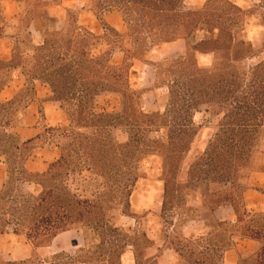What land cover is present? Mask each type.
<instances>
[{"label":"trees","instance_id":"16d2710c","mask_svg":"<svg viewBox=\"0 0 264 264\" xmlns=\"http://www.w3.org/2000/svg\"><path fill=\"white\" fill-rule=\"evenodd\" d=\"M5 1L0 0V39L8 28L17 38L11 59H0V76L21 70L27 84L10 101L0 100V159L6 170L0 242L12 232L33 254L22 261L0 256V264L72 259L64 251L47 260L38 256L69 231L83 233V246L74 243L75 255L86 260L80 264H123L129 248L135 264H159L166 250L176 254L178 264H226V254L239 242L254 246L238 253L237 264H264V212L251 210L246 196L252 175L264 174V35L260 49L249 39L255 14L264 27V5L244 9L230 0H205L199 8L188 0H92L91 10L104 28L103 35H95L79 27L72 10L63 21L51 15L50 8L63 0H12L19 11L13 23L5 17ZM114 13L123 32L106 21ZM127 40L133 43L129 51L122 49ZM178 41L186 43L184 56L148 60L153 49ZM117 49L127 56L122 66L112 62ZM201 56L212 60L201 64ZM136 63L151 67L153 89L133 88ZM37 83L49 87L67 123L47 125L39 105L41 133L24 141L13 131L26 128L28 109L38 100ZM8 84L0 80V95ZM150 91L164 92L163 111L145 110ZM107 96L114 102L101 105ZM203 112L213 120V134L202 154L191 155L203 129L195 117ZM118 131L127 134L126 142L116 138ZM49 145L59 149V158L45 173L30 172L29 159ZM152 157L162 160L164 182L162 246L153 257L149 250L155 241L131 205L137 184L148 176L144 162ZM28 184L41 192H29ZM222 210H233L236 221L220 220ZM117 216L135 219L138 230L130 235ZM191 222L203 223L206 231L188 237Z\"/></svg>","mask_w":264,"mask_h":264},{"label":"rangeland","instance_id":"374dc122","mask_svg":"<svg viewBox=\"0 0 264 264\" xmlns=\"http://www.w3.org/2000/svg\"><path fill=\"white\" fill-rule=\"evenodd\" d=\"M92 0H63L61 5L54 6L51 8L50 12L52 16L58 17L61 21L65 19L66 11L72 10L78 16V25L81 29H87L94 33L95 35H103L104 28L101 22L98 20L95 13L92 12L93 4ZM240 7L244 9H252L255 6H263L264 0H230ZM188 3L192 6L196 7H203L205 4V0H188ZM6 17L9 21L13 20L17 15V6L12 3H4L3 4ZM261 15L259 13L255 14L254 17L250 21L249 27V37L253 40L258 49H260L262 38L264 35V27L260 25ZM107 23L123 32L125 30L124 24L120 15L117 13L108 14L106 16ZM6 39L0 41V57L2 59H10L13 46L16 43L17 38V31L13 28H8L6 31ZM37 40L36 42H38ZM133 48V43L131 41H125L123 46V50L129 51ZM122 49H117L112 57V62L116 66H122L125 58L127 57ZM185 54V47L182 43H179L173 46L171 49H166L165 51H160L158 49H153L148 57L149 61H160L166 58L177 59L180 58L179 56ZM183 56V55H182ZM129 58V57H128ZM130 63L133 62L132 58H130ZM203 64L208 62V59H201ZM132 72L135 73L132 75L131 84L133 88L136 90H148L153 89V71L151 70L148 65L143 63H136L133 66ZM1 81H9L8 86L4 90L3 94L0 97L2 102L10 101L18 92H20L24 87H26L27 81L24 78L21 70H13L9 73H5L0 76ZM37 93L39 100L42 102L43 106L46 107V117L50 122L61 121L63 125H66L67 121L66 118L60 109L59 104L48 103L50 98L52 97V93L47 86H42L37 83ZM164 92L163 91H153L150 95L146 96L145 108L148 111L151 110H161L163 111V104H164ZM114 97L107 96L100 100L101 105L107 106L109 102H114ZM113 107V106H112ZM39 120L38 114V105L33 104L28 118V124L31 127L30 131H21V130H14V133L19 134L23 139H28L36 134L32 128L36 125ZM212 118L210 115H207L205 112L199 113L195 117V122L197 125L202 126L203 129L201 130L198 139L193 146L192 154L191 155H198L202 154L207 146L208 140L211 138L213 134V130L210 127V122H212ZM116 138L120 142H126L128 140V136L124 131H118L116 133ZM262 150L264 151V143ZM41 161L37 160L35 163L41 165L39 163ZM2 163L4 164V159H0V192L4 183V174L5 168L3 167ZM162 160L158 157H152L147 159L144 162V169L146 170L149 179L147 181H141L138 190L134 196V205L135 209H149L150 213L147 216V219L141 218L140 223L142 227L146 224L149 228L150 236H156L158 233L160 234V224L157 218V213L160 209V192L162 191L163 183L159 182V178L162 174ZM252 183L254 185L255 190L259 188H264V178L260 177L259 175L254 176ZM162 185V186H161ZM27 190L31 191L34 194H38L41 191V187L36 185H31ZM253 191L249 194V203L250 206L253 208L254 211H260L264 209V198L257 192ZM223 217V214L221 215ZM116 222L118 226L123 227L126 231L132 235L136 230V222L133 219L124 217V216H117ZM194 227V226H193ZM195 228V227H194ZM195 230L198 231L199 229L195 228L191 231ZM75 236H68L64 238H59L57 242L60 241L61 245L67 249L66 252L71 254L72 259H76V261H72L71 258L61 259L60 262L57 264H63L64 262L67 264H80L78 261H86L84 256L77 257L75 255V251L77 248L72 247L71 241L74 240ZM245 242H239V247L237 251H244L245 248L249 247ZM251 246V245H250ZM236 251V252H237ZM30 248L26 245L25 240L22 238H18L10 232L9 236L5 238L0 244V256H2L6 261H21V259L25 256L30 255ZM54 249H40L38 251V256L42 260H47L48 257L52 255ZM235 251L230 252L226 256V264H237L238 261V253ZM132 254L131 248L128 249L127 255L123 258V264H132ZM47 264V263H46ZM48 264H55V262L48 263Z\"/></svg>","mask_w":264,"mask_h":264},{"label":"crops","instance_id":"0c3cea01","mask_svg":"<svg viewBox=\"0 0 264 264\" xmlns=\"http://www.w3.org/2000/svg\"><path fill=\"white\" fill-rule=\"evenodd\" d=\"M232 2V1H231ZM4 3H12V4H15L16 6H17V11H18V5L14 2V1H12V0H9V1H5ZM3 3V4H4ZM234 3V2H233ZM236 4V3H235ZM236 5H238V4H236ZM239 6V5H238ZM240 7V6H239ZM52 8V7H51ZM51 8H50V10H51ZM242 8V7H241ZM3 9H4V6H3ZM19 12V11H18ZM18 12H17V15H16V17L13 19V20H11V21H9L8 20V18L6 17V13H5V9H4V14H5V17H6V19H7V21L9 22V23H13L16 19H17V16H18ZM51 13V12H50ZM4 39H6V38H4ZM4 39H0V41H2V40H4ZM249 39H250V37H249ZM263 39V38H262ZM250 41L251 42H253L254 43V45H255V47H256V49H258L257 48V46H256V44H255V42L253 41V40H251L250 39ZM179 43H182L183 45H184V47H185V54H186V50H187V46H186V43L184 42V41H178V42H175V43H171V44H167V45H165L164 47H162V49L160 50V51H165L166 49H171L173 46H175V45H177V44H179ZM261 44H262V42H261ZM261 47V46H260ZM185 54H182L183 56L185 55ZM12 55V54H11ZM182 55H180L179 57H182ZM208 59V62L206 63V64H208V63H210L211 62V60H212V57H205V56H201V57H199V60H200V63L201 64H203L202 62H201V59ZM0 59L1 60H4V61H9L10 59H2L1 57H0ZM170 59H172L171 57H170ZM148 67H150V66H148ZM151 68V67H150ZM152 70V69H151ZM42 86H45V85H42ZM36 89H37V87H36ZM4 92V91H3ZM3 92L1 93V95L3 94ZM151 93H153V91H150V92H147V93H145V95H144V106H145V102H146V96H148V95H150ZM1 95H0V97H1ZM37 97H38V93H37ZM48 103H54V104H58V103H56V102H54L53 100H52V97L50 98V100L48 101ZM33 104H37L38 105V114H39V105H41L42 106V108H43V111H44V115H45V122H46V124L47 125H49V126H51V127H55V126H58V125H60V124H62L61 123V121H56V122H50L48 119H47V117H46V112H47V109H46V107H44L43 106V104H42V102L39 100V97H38V100H37V102H35V103H33ZM32 104V105H33ZM32 105L29 107V109H28V113H27V118H26V128H24V129H20L21 131H30L31 130V127H30V125L28 124V118H29V112H30V109H31V107H32ZM145 110H146V108H145ZM148 111V110H147ZM151 111H153V110H151ZM39 118H40V114H39ZM38 124H39V120H38V122L36 123V125L32 128L34 131H36V134L34 135V136H32V137H30V138H28V139H26V140H29V139H31V138H34V137H36V136H38L40 133H41V130L40 129H38L37 127H38ZM19 135V134H18ZM22 138V137H21ZM23 139V138H22ZM24 141H26L25 139H23ZM263 151V150H262ZM263 155H264V151H263ZM59 158V149L57 148V147H55V146H51V145H49V146H46V147H42L37 153H35L30 159H29V161L27 162V164H26V167H27V169L30 171V172H33V173H45V172H47L48 171V169H49V167H50V165L51 164H53L57 159ZM41 161V163H39V164H41V165H38L37 163H35L36 161ZM2 165H3V167L5 168V166H4V164L2 163ZM6 171V170H5ZM256 175H259L260 177H262V178H264V174H262V173H254L253 175H252V177H251V180H250V184H251V190H249L248 192H247V194H246V196H247V200H248V206H249V208L251 209V210H253V208L250 206V203H249V194L251 193V192H253L254 190H255V188L256 187H254V185H253V183H252V180H253V178H254V176H256ZM149 179V176H147V178L146 179H142V180H140L139 181V183L137 184V186H136V188H135V191H134V193H133V195H132V197H131V205H132V211L135 213V214H137V215H140V216H144V219H147V216L149 215V209H138L137 210V208L135 209V205H134V196H135V193H136V191L138 190V188H139V185H140V182L141 181H147ZM4 181H5V174H4ZM159 182H162L163 183V186H162V191L160 192V194L159 195H161V197H160V201H159V203H160V209H159V212L156 214L157 215V218H158V220H159V224H160V228H161V230H162V226H161V222H160V214H161V210H162V196H163V194H164V182L161 180V177L159 178V181H158V183ZM4 184V183H3ZM160 184V183H159ZM31 185H35V184H28V185H26L25 186V188L27 189V188H29ZM37 186V185H36ZM3 187V186H2ZM39 187V186H38ZM2 190V189H1ZM259 190H264V188H259V189H256L255 191H257L263 198H264V196L259 192ZM29 191V190H28ZM29 192H31V191H29ZM41 192V191H40ZM39 192V193H40ZM32 193V192H31ZM38 193V194H39ZM34 194V193H33ZM38 194H36V195H38ZM254 211V210H253ZM254 212H256V213H258V212H264V209H262V210H260V211H254ZM223 214V217H221V215ZM217 217L220 219V220H223V221H230V222H235L236 221V216H235V214H234V211L233 210H222V211H219L218 213H217ZM128 218V217H127ZM130 219H132V218H130ZM134 221H135V219H133ZM136 222V221H135ZM139 224L136 222V230L135 231H137L138 230V228H139ZM195 228H197V229H199L198 231H196L195 232V230L192 232L191 230L192 229H195ZM145 229H146V231H147V234H148V236H149V238L150 239H152L153 241H155V245H154V247L152 248V249H150L149 250V255L151 256V257H153V256H157V254L159 255L160 253L158 252V249L162 246V242L160 241V239H159V237H160V235H161V230H160V234L158 233L156 236H150V234H149V228H148V225L146 224L145 226ZM134 231V232H135ZM206 231V229H205V226H204V224L203 223H198V222H191V223H189L187 226H186V228H185V234L188 236V237H191V236H195V235H200V234H202V233H204ZM134 234V233H133ZM9 236V235H8ZM68 236H75L74 237V240L73 241H71V246L72 247H74V243H77L78 245H79V247H82L83 245V243H84V238H83V233L82 232H77V231H69V232H65V233H63V234H61V235H59L57 238H55V240L53 241V243L51 244V246H49V247H46V248H41V249H47V248H50V249H54V252L52 253V255H54V254H57L58 252H62V251H64V252H66L67 251V249L65 248V247H63L62 245H61V243H60V241L59 242H57V240L59 239V238H64V237H68ZM7 237V236H6ZM5 237V238H6ZM17 237V236H16ZM5 238L3 239V240H5ZM18 238H20V237H18ZM2 240V241H3ZM1 241V242H2ZM1 242H0V244H1ZM26 243V242H25ZM245 243H247V244H250V245H248L249 247H247L248 249H250V248H252L253 246H254V244L253 243H251V242H245ZM27 245V244H26ZM28 246V245H27ZM29 247V246H28ZM78 247V248H79ZM238 247H239V245H238ZM30 248V255L28 256H25V257H23L22 259H21V261L22 260H26V259H29L31 256H32V254H33V250L31 249V247H29ZM76 248V247H75ZM247 248H245V249H247ZM244 249V250H245ZM40 250V249H39ZM38 250V251H39ZM238 249H236V250H233V251H237ZM230 252H232V251H230ZM230 252H228L227 254H226V256L230 253ZM239 252H242V251H237L236 253H239ZM131 254H132V264H135V259H134V256H133V253H132V251H131ZM51 255V256H52ZM127 255V254H126ZM125 255V256H126ZM124 256V257H125ZM123 257V258H124ZM225 262H226V257H225ZM158 263L159 264H178L179 263V260H178V258H177V256H176V254L173 252V251H170V250H166V251H164L162 254H160V257H159V259H158Z\"/></svg>","mask_w":264,"mask_h":264}]
</instances>
